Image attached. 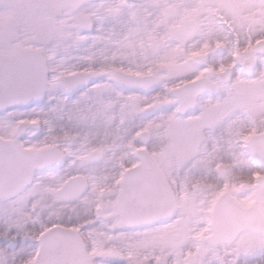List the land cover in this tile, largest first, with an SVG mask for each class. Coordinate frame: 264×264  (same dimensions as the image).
<instances>
[{"label":"snow or ice","instance_id":"6c2138e0","mask_svg":"<svg viewBox=\"0 0 264 264\" xmlns=\"http://www.w3.org/2000/svg\"><path fill=\"white\" fill-rule=\"evenodd\" d=\"M0 264H264V0H0Z\"/></svg>","mask_w":264,"mask_h":264},{"label":"rangeland","instance_id":"374dc122","mask_svg":"<svg viewBox=\"0 0 264 264\" xmlns=\"http://www.w3.org/2000/svg\"><path fill=\"white\" fill-rule=\"evenodd\" d=\"M137 119H141V117H138ZM143 119H148V118L143 117ZM133 123H135V121H133Z\"/></svg>","mask_w":264,"mask_h":264},{"label":"flooded vegetation","instance_id":"af4514ba","mask_svg":"<svg viewBox=\"0 0 264 264\" xmlns=\"http://www.w3.org/2000/svg\"><path fill=\"white\" fill-rule=\"evenodd\" d=\"M152 115H155L154 113ZM149 118V117H148ZM183 175V173H181Z\"/></svg>","mask_w":264,"mask_h":264}]
</instances>
